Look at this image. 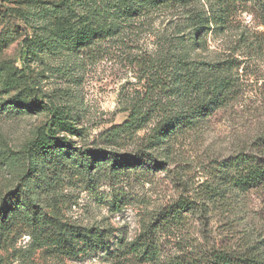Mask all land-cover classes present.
Listing matches in <instances>:
<instances>
[{
  "label": "rangeland",
  "instance_id": "obj_1",
  "mask_svg": "<svg viewBox=\"0 0 264 264\" xmlns=\"http://www.w3.org/2000/svg\"><path fill=\"white\" fill-rule=\"evenodd\" d=\"M62 1L0 0V264H211L218 255L234 264L264 261V187L219 196L201 217L159 218L179 202L198 206L218 179L215 162L251 153L249 143L264 135V14L236 4L225 25L210 26L199 48L183 52L233 65L237 91L226 107L201 129L174 137L165 152L149 150L160 165H111L100 150L133 154L149 133L151 125L123 142L109 136L145 93L144 66L180 23L174 11L154 9L96 38L84 18L89 9ZM26 36L28 59L20 57ZM46 104L79 132L54 124ZM36 139L50 148H31Z\"/></svg>",
  "mask_w": 264,
  "mask_h": 264
},
{
  "label": "trees",
  "instance_id": "obj_2",
  "mask_svg": "<svg viewBox=\"0 0 264 264\" xmlns=\"http://www.w3.org/2000/svg\"><path fill=\"white\" fill-rule=\"evenodd\" d=\"M204 2L206 9L202 8ZM89 13L84 17L96 26V38L117 34L122 26H132L154 9L172 10L176 23L173 33L161 39L158 59L147 62L143 71L148 79L145 93L131 100L127 119L110 130V138L116 142L133 138L138 130L151 125L142 144L136 146L133 154H110L99 151L100 159L110 156L111 165H160L149 158L148 151L165 152L169 142L188 130L201 129L207 119L226 107L234 98L237 87L229 76V63H207L186 59L185 48L197 49L201 38L210 26H223L227 22L231 8L236 4L256 6L264 14L263 0H79ZM194 2H196L194 4ZM71 0L62 1V5ZM79 3V5H80ZM58 7V4L56 5ZM173 16V15H172ZM264 18V16H262ZM69 44V37L67 36ZM33 42L26 36L21 43L20 57L28 59ZM41 104V103H39ZM52 122L70 135L79 131L71 122L61 118L59 110L52 105H44ZM41 134V131H40ZM36 150L50 147L41 139L29 143ZM251 153L241 151L235 156L215 162L216 179L214 185L204 188L201 201L179 202L164 211L162 221L175 222L183 212H197L199 217L208 211V204L215 205V198H226L231 192L244 193L264 187V135L257 136L248 145ZM100 161V160H99ZM81 165L89 168V159L81 155ZM192 205V207H191ZM28 210H34L27 205ZM171 212V213H170ZM166 214V215H165ZM1 217V216H0ZM243 264H264L261 259H246ZM182 264V263H178ZM190 264V263H189ZM195 264V263H191ZM211 264H234L225 255L214 256Z\"/></svg>",
  "mask_w": 264,
  "mask_h": 264
}]
</instances>
